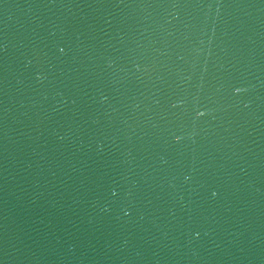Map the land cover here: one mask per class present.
<instances>
[{"label": "water", "instance_id": "95a60500", "mask_svg": "<svg viewBox=\"0 0 264 264\" xmlns=\"http://www.w3.org/2000/svg\"><path fill=\"white\" fill-rule=\"evenodd\" d=\"M0 264H264V0H0Z\"/></svg>", "mask_w": 264, "mask_h": 264}]
</instances>
